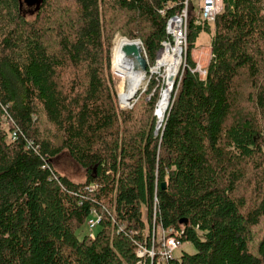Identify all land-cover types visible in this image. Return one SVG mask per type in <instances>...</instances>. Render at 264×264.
Masks as SVG:
<instances>
[{
  "label": "trees",
  "instance_id": "trees-1",
  "mask_svg": "<svg viewBox=\"0 0 264 264\" xmlns=\"http://www.w3.org/2000/svg\"><path fill=\"white\" fill-rule=\"evenodd\" d=\"M182 6L0 0V264H136L154 214L195 248L167 264H264V0H222L212 23L189 5L186 66L157 135L153 76L117 107L115 34L140 39L153 64ZM202 32L201 78L191 50ZM63 151L84 180L56 170ZM92 210L95 236L78 235Z\"/></svg>",
  "mask_w": 264,
  "mask_h": 264
},
{
  "label": "built area",
  "instance_id": "built-area-1",
  "mask_svg": "<svg viewBox=\"0 0 264 264\" xmlns=\"http://www.w3.org/2000/svg\"><path fill=\"white\" fill-rule=\"evenodd\" d=\"M191 4L194 5L193 0H183V6L180 8V10L178 12L169 16L167 18L166 24H165V31H166L167 35L169 36V38L167 40H164L161 42V47L166 43H170V44L172 43V45H174L176 40L180 42V64H179L177 75L174 77L172 84H174L175 80L177 78H179L181 72L183 71L184 67L186 66L185 53H184V58H183L181 47L183 45L186 46L187 23H188V17H189V5H191ZM196 4H197V14H198V22L199 23L204 22V21H206L208 23H212L215 15L222 8V0H197ZM160 13L164 14V10H160ZM134 41H136L138 44L141 45V53L147 60V55H146V52L144 50L142 42L140 40H134ZM161 47L157 51V55H156V58H155L153 64L148 65V61H147V67L148 68H146V72H147L146 78H148V79L146 82H145L146 79L144 80L145 83L143 84V86L141 85L142 86L141 89L144 91L152 76L160 83V85H159L160 86L159 98H158V101L156 103L155 112L157 110L158 103L162 99L163 94L166 92L164 68H160L155 73H152L150 71L152 66L154 65L157 57H158V54H159ZM185 50H186V47H185ZM161 70H162V74H161L160 79L159 78L157 79L154 75H152V74L158 73ZM193 71L198 72V74L200 73L202 75V77H204L206 74L205 68L202 69V67L200 66L199 63L196 64V66L193 68ZM172 84H171V88L173 87ZM169 93H170V91H169ZM170 95H171V93L169 94L166 110H167V107L169 104ZM136 99H137V97L136 98L134 97L126 104H121V102H120V105L122 107H126V108L131 107L133 105V102ZM166 110H165V112H166ZM165 112H164V114H165ZM164 114H163L162 120L161 121L158 120L159 124H158V127L156 128V131L158 128L160 130L163 127V123H162L161 127H159V126L161 125V122H164ZM16 137H17V131L13 130V132L11 134V139H15ZM100 216L101 215L98 214L95 210H92L91 216L87 220V226L90 230L89 235L91 238H93L95 236L93 229H95V227L98 225L100 218H101ZM143 220H144V218H143ZM181 235H182V231L176 230L174 228L165 229L160 224H156L155 223V214H154L152 226L147 231V233H145L144 241L136 243L135 253H136V256L138 258L136 264H167L170 261H172L176 258H179L180 253L182 251L181 248H182V244H183V242L180 239Z\"/></svg>",
  "mask_w": 264,
  "mask_h": 264
},
{
  "label": "rangeland",
  "instance_id": "rangeland-1",
  "mask_svg": "<svg viewBox=\"0 0 264 264\" xmlns=\"http://www.w3.org/2000/svg\"><path fill=\"white\" fill-rule=\"evenodd\" d=\"M197 0H193V3H194V7L196 8L197 10V4H196ZM212 27V26H211ZM118 35H120L119 33L115 34L112 42H113V46H112V50H111V66H110V72H111V87L114 89V91L116 92V96H117V107L119 109H130L131 107H122L120 105V101H122V103L124 104L126 101H129V100H125L123 101V98H124V93H125V90H126V81H125V77H123V71L118 68L116 65H115V62H114V45H115V41L116 39L119 37ZM121 36V35H120ZM124 37V36H122ZM126 38V37H125ZM128 39V38H127ZM134 40H140V39H134ZM141 41V40H140ZM210 41H211V34L210 33H205V32H202L200 33V35L198 36V38L196 39L195 43H194V47L193 49L191 50V56H192V59L197 63L200 64V66L202 67V69L206 68L211 56H212V53H211V48H210ZM172 44V43H171ZM168 46H171L173 47V45H170V44H167ZM165 46V45H164ZM186 46H187V41H186ZM186 46H182V57L184 58V53H185V47ZM140 48H141V45H140ZM163 48V47H162ZM179 48H180V45H179ZM161 51V50H160ZM160 53V52H159ZM152 65V64H150ZM156 66V62L155 64L152 66V68ZM151 68V72L152 73H155ZM165 70V69H164ZM158 71V70H157ZM156 71V72H157ZM161 74H162V70L159 71L158 73L156 74H152L154 75L157 79L161 77ZM199 76L202 77V75L199 73ZM147 77V72H146V75H145V82L147 81L148 78ZM164 78H165V81H166V74L164 75ZM144 82V83H145ZM143 83V84H144ZM142 84V86H143ZM142 86L137 90L136 94H135V98L137 96L140 95V93H143L146 91V89L143 91L141 88ZM173 86V84H172ZM173 87L171 88L170 90V93L172 91ZM169 93V94H170ZM152 94V93H151ZM119 96H120V99H119ZM133 97V98H134ZM149 96H147L146 98H148ZM159 98V96H158ZM136 101V100H135ZM135 101L133 102V104L135 103ZM158 101V99H157ZM157 103V102H156ZM132 104V103H131ZM155 109H156V104H155V107H154V112L153 114L155 115L156 117V124H155V132L154 134L157 135L158 132H159V128L157 129L156 131V128L158 127V120L159 118L162 119V116L163 114L161 112H159L158 110H156V114H155ZM161 121V120H160ZM162 123L161 122V125L159 127L162 126ZM157 125V126H156ZM54 166L56 168V170L61 173L62 175H65L67 176L69 179H71L72 181H75V182H79V181H82L84 180L85 178V170L78 165V163H76L71 157L70 155L68 154L67 151H63L61 152L59 155H57L54 159ZM249 192V191H248ZM142 214H145V209L143 208L142 209ZM144 220H145V217L143 216ZM93 231L95 232L96 231V228L93 229ZM90 233V230L89 228L87 227V225L85 224L84 226H82L79 230H78V235L82 236L84 234H89ZM183 251H186L188 253H194L195 252V248L194 246L190 243V242H183L182 244V248H181Z\"/></svg>",
  "mask_w": 264,
  "mask_h": 264
},
{
  "label": "bare ground",
  "instance_id": "bare-ground-1",
  "mask_svg": "<svg viewBox=\"0 0 264 264\" xmlns=\"http://www.w3.org/2000/svg\"><path fill=\"white\" fill-rule=\"evenodd\" d=\"M118 36L119 37L116 39L114 45V62L115 65L123 71V76L126 79V90L124 93V101L125 100L130 101L135 96L137 90L144 83L146 71L142 69L139 57L134 53H128L126 51V47L134 46V45L137 48L141 49L140 44L135 43L134 40L133 41L128 40L127 38L122 37L120 35ZM167 44L170 43L164 44L165 46L163 45L162 46L163 48L161 47L160 49L161 51H159L160 53L158 54V57L155 61L156 66L152 68L154 72H156L160 68L165 69L166 92L163 94V97L158 103V107H157V110L162 114H164L166 110L171 84L174 77L177 75L180 64V48H179L180 42L176 40L173 47L168 46ZM129 101H126L124 104L128 103ZM120 102L121 104H123L121 100ZM160 120L162 119L159 118V121Z\"/></svg>",
  "mask_w": 264,
  "mask_h": 264
},
{
  "label": "water",
  "instance_id": "water-1",
  "mask_svg": "<svg viewBox=\"0 0 264 264\" xmlns=\"http://www.w3.org/2000/svg\"><path fill=\"white\" fill-rule=\"evenodd\" d=\"M23 3H25L26 5L32 6V5H36L40 0H22ZM133 41V40H132ZM135 43H137L136 41H134ZM126 51L128 53H134L135 55H137L139 57L140 60V64L142 66V69L144 71H146L147 68V60L146 58L142 55L141 53V49L137 48L135 45L134 46H128L126 47ZM162 187H165V182H163Z\"/></svg>",
  "mask_w": 264,
  "mask_h": 264
}]
</instances>
